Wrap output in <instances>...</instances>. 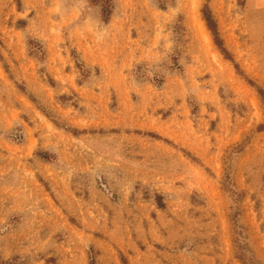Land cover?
Listing matches in <instances>:
<instances>
[{
  "label": "rangeland",
  "instance_id": "1",
  "mask_svg": "<svg viewBox=\"0 0 264 264\" xmlns=\"http://www.w3.org/2000/svg\"><path fill=\"white\" fill-rule=\"evenodd\" d=\"M260 90L264 0H0V264H264Z\"/></svg>",
  "mask_w": 264,
  "mask_h": 264
},
{
  "label": "trees",
  "instance_id": "2",
  "mask_svg": "<svg viewBox=\"0 0 264 264\" xmlns=\"http://www.w3.org/2000/svg\"><path fill=\"white\" fill-rule=\"evenodd\" d=\"M91 5L93 6H97L100 10V16L101 19L104 22H109L114 14L115 8H116V0H87ZM244 0H241V2L243 3ZM157 2L159 3V6L163 9H168L170 6H174L176 3V0H157ZM204 14V19L207 23V26L209 28V30L212 32L214 40L216 45L219 47V49L222 51V53L224 54V56L231 60L234 64L235 67L237 68V70L239 71V73L241 72L240 67L238 66V64L235 63L232 54L229 52V50L226 48L218 27H217V23L216 20L209 8L208 5L205 6V9L203 11ZM34 44H37L38 49L42 51V53L44 52V48L43 46L40 44V42L35 41V40H30L29 45L33 46ZM34 48V46H33ZM174 64L172 65H177L178 67L179 64H176L175 62H173ZM158 82V84H161L162 80L161 79H157L156 80ZM250 83H253L251 80H249ZM261 93H264L263 90H260Z\"/></svg>",
  "mask_w": 264,
  "mask_h": 264
}]
</instances>
